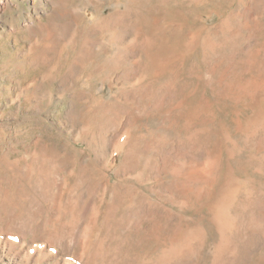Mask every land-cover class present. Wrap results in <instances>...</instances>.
<instances>
[{"label":"rangeland","instance_id":"obj_1","mask_svg":"<svg viewBox=\"0 0 264 264\" xmlns=\"http://www.w3.org/2000/svg\"><path fill=\"white\" fill-rule=\"evenodd\" d=\"M0 264H264V0H0Z\"/></svg>","mask_w":264,"mask_h":264}]
</instances>
